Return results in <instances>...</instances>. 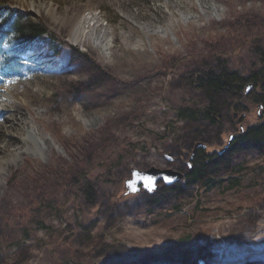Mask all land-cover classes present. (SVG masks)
Here are the masks:
<instances>
[{"label": "rangeland", "instance_id": "obj_1", "mask_svg": "<svg viewBox=\"0 0 264 264\" xmlns=\"http://www.w3.org/2000/svg\"><path fill=\"white\" fill-rule=\"evenodd\" d=\"M0 2L52 34L0 82V264H264V151L217 162L196 185L186 178L264 121V87L220 100V126L182 115L209 102L197 72L260 66L264 0ZM86 9L96 19L75 45L68 14ZM5 45L0 58L22 50L13 37ZM197 143L207 147L191 158ZM152 167L185 178L126 195L132 170Z\"/></svg>", "mask_w": 264, "mask_h": 264}, {"label": "trees", "instance_id": "obj_2", "mask_svg": "<svg viewBox=\"0 0 264 264\" xmlns=\"http://www.w3.org/2000/svg\"><path fill=\"white\" fill-rule=\"evenodd\" d=\"M45 35L52 36L49 28L42 21H36L29 13L17 12L0 2V49L12 37L16 39L18 46L22 47V50L15 56L7 57L4 55V58L0 59V71L3 72L1 76L2 83L7 82L12 77L9 72L16 66L17 60L21 58L22 54L32 48ZM55 42V40H52L51 47L53 49L57 48ZM256 54L260 66L248 77L242 76L239 71L229 68L225 61L220 63L218 69L201 70L193 75L191 81L194 86L207 90L209 102L203 108H184L182 115L193 121L207 123L211 126H220L223 117V110L219 108L220 100L232 96L246 102L248 97L245 94V87L251 81L255 86L264 87V46L259 50L257 49ZM231 110L232 107L230 106L228 111ZM247 150L252 152L264 151V121L247 125L244 132L240 130V134L232 140L227 150L229 153L231 151L232 155H223L222 153L201 155V165L196 170H190L186 174L188 185L193 186L200 183L203 176L207 175V169L215 163H221L226 159L224 163L226 167V165L233 163L232 157ZM199 152L198 150L195 159H197ZM233 181L238 182L232 180V183H234ZM225 183L224 179H207L204 182L206 185H223ZM85 187L91 201L94 200L95 196L91 183L87 182Z\"/></svg>", "mask_w": 264, "mask_h": 264}, {"label": "water", "instance_id": "obj_3", "mask_svg": "<svg viewBox=\"0 0 264 264\" xmlns=\"http://www.w3.org/2000/svg\"><path fill=\"white\" fill-rule=\"evenodd\" d=\"M251 85L247 87L246 94L249 92V88ZM242 132H244V128H242ZM234 139V135L231 136L230 141L227 144V148L231 145L232 140ZM207 145L204 143H197L195 146V150L191 156L193 158L197 153L199 148L206 149ZM185 175L180 170L174 169H159L156 167H152L148 170H132V178L126 181V195L136 194L140 192L142 189L153 193L154 191L160 188V183L164 182L165 185L171 186L178 182L184 180Z\"/></svg>", "mask_w": 264, "mask_h": 264}, {"label": "bare ground", "instance_id": "obj_4", "mask_svg": "<svg viewBox=\"0 0 264 264\" xmlns=\"http://www.w3.org/2000/svg\"><path fill=\"white\" fill-rule=\"evenodd\" d=\"M34 8L37 9L38 7L34 6ZM41 8H43L45 12L50 14L49 6H44ZM51 11H54V9L53 10L51 9ZM68 18H69V20H68V24H67V32H68V37H69L70 41L75 45H80V44L84 43L85 38H84L82 23L83 22H91V24H92V22L96 19V14L93 13L90 9H86L80 13H69ZM0 97L3 98V97H5V95L0 96ZM7 120H11V122H15L14 121L15 119H13V117H8ZM24 123L26 124V122H24ZM27 130H28V133L30 136L34 135V132L32 130L30 131V128H27ZM25 140H27V138H25ZM194 150H195V148H194Z\"/></svg>", "mask_w": 264, "mask_h": 264}, {"label": "snow or ice", "instance_id": "obj_5", "mask_svg": "<svg viewBox=\"0 0 264 264\" xmlns=\"http://www.w3.org/2000/svg\"><path fill=\"white\" fill-rule=\"evenodd\" d=\"M5 47H7V45H5Z\"/></svg>", "mask_w": 264, "mask_h": 264}]
</instances>
